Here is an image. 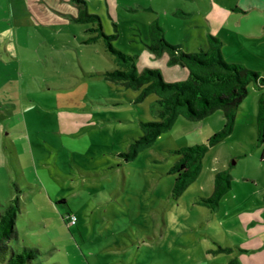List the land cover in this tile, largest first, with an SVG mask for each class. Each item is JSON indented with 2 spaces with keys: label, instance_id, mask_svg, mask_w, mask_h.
Returning <instances> with one entry per match:
<instances>
[{
  "label": "rangeland",
  "instance_id": "374dc122",
  "mask_svg": "<svg viewBox=\"0 0 264 264\" xmlns=\"http://www.w3.org/2000/svg\"><path fill=\"white\" fill-rule=\"evenodd\" d=\"M263 2L0 0V211L21 203L12 246L39 249L34 264H264V88L250 83L233 131L176 197V151L206 144L224 128L223 111L180 116L127 160L141 122L159 120L157 95L140 100L106 78L118 66L97 31L101 21L139 72L158 68L167 82L189 71L162 40L199 52L210 36L229 63L264 74ZM222 172L233 187L214 211L199 200Z\"/></svg>",
  "mask_w": 264,
  "mask_h": 264
},
{
  "label": "trees",
  "instance_id": "16d2710c",
  "mask_svg": "<svg viewBox=\"0 0 264 264\" xmlns=\"http://www.w3.org/2000/svg\"><path fill=\"white\" fill-rule=\"evenodd\" d=\"M87 16L94 20L100 19L98 15ZM97 31L98 37L104 39L107 50L115 57L118 66L107 69L104 72L106 78L121 82L127 88L140 90V100L152 94L157 95L159 120L141 122L142 136L131 143L128 152L123 153L127 160L134 159L142 150L150 147L159 136L172 128L180 116L200 120L217 110L223 111L226 118L224 128L213 134L206 144L176 151L180 158L172 168V172L176 174L174 195H182L200 175L202 159L209 147L233 131L236 115L249 94L250 83L264 88V74L240 64L229 63L221 51L222 40L210 36L209 47L199 52H187L177 44L162 40V45L171 49L180 65L189 71L188 79L167 82L158 68L147 66L139 72L135 57L114 45L115 35L106 33L101 21ZM257 128L259 138L264 142V96L259 101ZM261 158L264 162L263 154ZM232 187L231 176L226 172L219 173L216 175L214 192L210 196L201 197L199 202L215 211L222 205L223 196ZM20 210L21 203L16 198L0 211V264H34L38 257L37 248L25 247L23 251H17L11 244L12 240L18 238L17 216ZM64 220L68 224L70 217H65Z\"/></svg>",
  "mask_w": 264,
  "mask_h": 264
},
{
  "label": "crops",
  "instance_id": "0c3cea01",
  "mask_svg": "<svg viewBox=\"0 0 264 264\" xmlns=\"http://www.w3.org/2000/svg\"><path fill=\"white\" fill-rule=\"evenodd\" d=\"M264 3V2H263ZM216 37V36H215ZM219 38V37H218ZM220 39V38H219ZM222 40V39H221ZM222 42H223V40H222ZM223 56H224V54H223ZM263 154V153H262ZM262 157V156H261ZM262 159V158H261ZM262 161V160H261ZM263 162V161H262ZM232 180H233V178H232ZM261 195H264V192H261ZM243 247H246V248H248V249H250V250H257V248H256V246L255 245H253V246H251V247H249V246H243ZM260 247V246H259Z\"/></svg>",
  "mask_w": 264,
  "mask_h": 264
},
{
  "label": "built area",
  "instance_id": "2783aa9c",
  "mask_svg": "<svg viewBox=\"0 0 264 264\" xmlns=\"http://www.w3.org/2000/svg\"><path fill=\"white\" fill-rule=\"evenodd\" d=\"M263 160H264V152H263ZM76 221H77V218H76V216H72V221L71 222H73L74 224L76 223Z\"/></svg>",
  "mask_w": 264,
  "mask_h": 264
}]
</instances>
